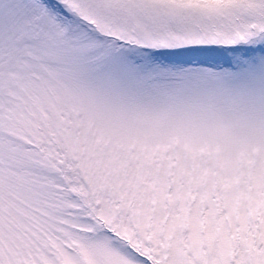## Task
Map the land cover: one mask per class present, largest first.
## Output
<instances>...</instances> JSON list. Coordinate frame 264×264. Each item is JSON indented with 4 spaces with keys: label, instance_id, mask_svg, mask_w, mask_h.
<instances>
[{
    "label": "snow or ice",
    "instance_id": "1",
    "mask_svg": "<svg viewBox=\"0 0 264 264\" xmlns=\"http://www.w3.org/2000/svg\"><path fill=\"white\" fill-rule=\"evenodd\" d=\"M0 264H264V0H0Z\"/></svg>",
    "mask_w": 264,
    "mask_h": 264
}]
</instances>
